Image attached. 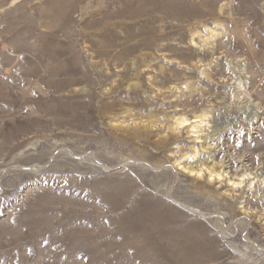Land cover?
<instances>
[{
    "label": "rangeland",
    "instance_id": "1",
    "mask_svg": "<svg viewBox=\"0 0 264 264\" xmlns=\"http://www.w3.org/2000/svg\"><path fill=\"white\" fill-rule=\"evenodd\" d=\"M0 264H264V0H0Z\"/></svg>",
    "mask_w": 264,
    "mask_h": 264
},
{
    "label": "bare ground",
    "instance_id": "2",
    "mask_svg": "<svg viewBox=\"0 0 264 264\" xmlns=\"http://www.w3.org/2000/svg\"><path fill=\"white\" fill-rule=\"evenodd\" d=\"M205 27L207 29V34L204 42H208L216 38V36L218 35V31L209 26ZM196 34L200 35L201 32L197 29L192 30V42H195ZM201 72L205 73L203 68L201 69ZM168 119L172 129L177 130L178 127H185L193 141L201 143V147H203V150L212 149L211 143L213 136L206 134L207 132L205 133L204 129L205 125H208L207 114H205V112L199 115H194L193 119H189L186 117V115L184 116L183 114L179 113L170 116ZM191 147V151L183 152L174 160V163L181 169L188 172L189 174H192L196 179L203 180L205 184H212L214 186L218 185V187L223 184V181L225 179L227 183L225 187H230L229 189L233 191H236V189L240 188L242 183H244L243 181L245 180H242L241 178H233L230 175L225 177L226 172H224V170L222 169L220 170L211 157H207L205 159L202 158V160L200 161H194V159L199 155V149L195 145ZM226 175H228V173ZM229 189L224 190V193L227 195L230 194L227 193Z\"/></svg>",
    "mask_w": 264,
    "mask_h": 264
}]
</instances>
